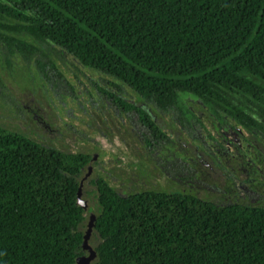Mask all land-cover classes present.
<instances>
[{
  "label": "trees",
  "instance_id": "trees-1",
  "mask_svg": "<svg viewBox=\"0 0 264 264\" xmlns=\"http://www.w3.org/2000/svg\"><path fill=\"white\" fill-rule=\"evenodd\" d=\"M49 52H72L145 94L179 103L182 92L264 120V0H0L2 63L46 72ZM0 98L12 99L1 76ZM81 165L0 124V264L84 255ZM94 230V264H264L262 206L103 188Z\"/></svg>",
  "mask_w": 264,
  "mask_h": 264
},
{
  "label": "flooded vegetation",
  "instance_id": "flooded-vegetation-1",
  "mask_svg": "<svg viewBox=\"0 0 264 264\" xmlns=\"http://www.w3.org/2000/svg\"><path fill=\"white\" fill-rule=\"evenodd\" d=\"M46 55V72L24 63L35 78L23 116L37 128L28 135L42 145L80 155L82 199L98 202L108 188L122 197L164 192L264 207V120L252 110H244L251 116L244 120L218 114L182 92L174 103L86 66L72 52Z\"/></svg>",
  "mask_w": 264,
  "mask_h": 264
},
{
  "label": "rangeland",
  "instance_id": "rangeland-1",
  "mask_svg": "<svg viewBox=\"0 0 264 264\" xmlns=\"http://www.w3.org/2000/svg\"><path fill=\"white\" fill-rule=\"evenodd\" d=\"M0 76L4 79L11 98L3 99L0 98V124L6 127L8 130L15 132H23L26 134L34 133L37 128L33 122L23 116L22 101L28 100V93L31 91L28 86L29 83L33 84L35 77H32L25 69L24 63L20 62L14 66V71L11 72L0 60ZM34 136V135H33ZM66 148V146H64ZM93 207L92 212H86V220L82 227L86 233L90 223L91 213H97L98 202L91 196L83 197ZM220 201V200H218ZM223 203L228 201L221 200ZM100 242V237L97 232L93 230L90 244L95 248ZM84 255H89L88 251H84ZM93 261L91 264H94Z\"/></svg>",
  "mask_w": 264,
  "mask_h": 264
},
{
  "label": "water",
  "instance_id": "water-1",
  "mask_svg": "<svg viewBox=\"0 0 264 264\" xmlns=\"http://www.w3.org/2000/svg\"><path fill=\"white\" fill-rule=\"evenodd\" d=\"M78 196H79V204L83 208H87V206H88L87 202L84 199H82V197H81L82 196L81 189L79 191ZM95 221H96V215L92 214L91 219H90V223H89V227H88V230L85 234V238H84V242H83V250L88 251L89 255L78 256L76 264H91L97 258V251L90 244V239H91L94 227H95Z\"/></svg>",
  "mask_w": 264,
  "mask_h": 264
}]
</instances>
